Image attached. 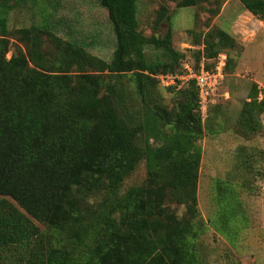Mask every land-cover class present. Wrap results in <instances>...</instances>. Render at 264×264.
<instances>
[{
	"label": "trees",
	"instance_id": "1",
	"mask_svg": "<svg viewBox=\"0 0 264 264\" xmlns=\"http://www.w3.org/2000/svg\"><path fill=\"white\" fill-rule=\"evenodd\" d=\"M210 1L180 0L178 6ZM240 1L264 21V0ZM98 2L116 37L110 61L38 26L15 30L23 46L8 58L12 5L0 0V264H205L198 249L208 228L198 206L206 131L199 90L194 80L168 85L182 89L184 98L168 110L158 89V75L187 72L190 60L173 47L171 30L164 36L140 30L138 0ZM168 11L159 10L156 28ZM45 34L56 44L52 52L44 50ZM199 44L198 64L214 60L208 70L227 52L225 74L242 52L221 28ZM146 45L165 48L169 58L149 59ZM129 73L150 118L119 103L117 83ZM259 92L253 84L239 112L236 133L242 137L262 127ZM142 160L146 179L124 189ZM230 184L223 195L234 212L228 199L238 201L239 192ZM174 204L184 206L181 215ZM230 214H219L229 237Z\"/></svg>",
	"mask_w": 264,
	"mask_h": 264
},
{
	"label": "rangeland",
	"instance_id": "2",
	"mask_svg": "<svg viewBox=\"0 0 264 264\" xmlns=\"http://www.w3.org/2000/svg\"><path fill=\"white\" fill-rule=\"evenodd\" d=\"M12 5L8 13L11 57L18 46L15 30L38 26L51 34L83 46L91 55L110 61L116 47L113 25L108 10L98 0H6ZM180 0H138L140 30L150 35L164 36L172 32V45L184 52L194 67L204 62L212 67V59L198 64L194 51L206 33L214 28L228 31L236 40L241 55L236 64L227 69L219 94L211 105L205 122V136L200 143L203 159L198 180V206L200 216L208 228L200 238L198 249L205 264H264V112L260 116L262 127L248 138L236 133L237 119L243 102L248 99L253 84L264 89V21L248 11L240 0H211L199 5L180 7ZM162 6L169 8V18L156 28ZM44 50H55V42L44 35ZM236 53V49L232 51ZM149 59L167 60L165 48L145 46ZM168 53V54H167ZM225 53V52H223ZM227 56V52L225 53ZM189 62V61H188ZM132 73L123 75L117 83L120 105L142 120L150 118L152 110L143 103L136 92ZM111 79L107 77V82ZM189 84H186V86ZM159 100L168 110L183 98L182 89L168 88L161 80ZM193 89V87H192ZM158 96L154 95V99ZM158 100V98H157ZM141 122V121H139ZM139 142L145 131L141 125ZM136 128V129H137ZM147 176L146 163L142 160L126 179L124 189L142 183ZM239 192V200H232L237 210L230 212L225 183ZM226 205V206H225ZM181 215L184 206L173 205ZM231 213V236L219 223L221 211Z\"/></svg>",
	"mask_w": 264,
	"mask_h": 264
},
{
	"label": "built area",
	"instance_id": "3",
	"mask_svg": "<svg viewBox=\"0 0 264 264\" xmlns=\"http://www.w3.org/2000/svg\"><path fill=\"white\" fill-rule=\"evenodd\" d=\"M227 63V55L221 53L215 67L212 70H208L205 67L204 62L201 63L199 70H195L191 62L186 61L184 68L187 72L170 75L160 74L158 77L162 80L165 85L177 84L184 86L191 80L195 81V85L199 90V107L203 118H206L210 109L211 104L215 102V97L219 94L221 86L225 78V67ZM259 100H264V89L260 88Z\"/></svg>",
	"mask_w": 264,
	"mask_h": 264
}]
</instances>
